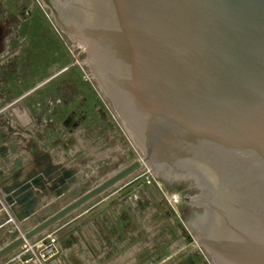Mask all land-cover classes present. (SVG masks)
I'll use <instances>...</instances> for the list:
<instances>
[{"label":"water","instance_id":"95a60500","mask_svg":"<svg viewBox=\"0 0 264 264\" xmlns=\"http://www.w3.org/2000/svg\"><path fill=\"white\" fill-rule=\"evenodd\" d=\"M39 1L211 264H264V0ZM140 166L83 188L0 259ZM55 175L72 172L33 169L6 202L30 217Z\"/></svg>","mask_w":264,"mask_h":264},{"label":"rangeland","instance_id":"374dc122","mask_svg":"<svg viewBox=\"0 0 264 264\" xmlns=\"http://www.w3.org/2000/svg\"><path fill=\"white\" fill-rule=\"evenodd\" d=\"M134 148L41 2L0 0V248L83 188L135 161ZM16 158L22 159L18 174ZM47 163L64 166L72 177L65 184L59 175L45 180L33 214L21 218L3 188ZM0 264L211 262L152 172L142 167L26 240Z\"/></svg>","mask_w":264,"mask_h":264},{"label":"bare ground","instance_id":"6f19581e","mask_svg":"<svg viewBox=\"0 0 264 264\" xmlns=\"http://www.w3.org/2000/svg\"><path fill=\"white\" fill-rule=\"evenodd\" d=\"M135 149V148H134ZM136 154H137V159L136 160H138V161H140V163H141V166L138 168V169H141L142 167L144 168V169H147V170H150L149 168H148V166H147V164L145 163V161L143 160V158L141 157V155L139 154V152L136 150ZM135 160V161H136ZM130 164V163H129ZM124 166H127V164H123L122 166H120L117 170H115L114 172H112V173H108L107 175H105V177L103 176L102 177V179L99 181V182H97L96 184H95V186L96 185H98L99 183H101V182H103L104 180H106L107 178H109V177H111L113 174H115L117 171H119V170H121ZM137 169V170H138ZM136 170V171H137ZM136 171H134V172H136ZM134 172H132L131 174H129L128 176H126L125 178H123L122 180H120L119 182H117V183H120V182H122V181H124V180H126L127 178H129L130 176H132L133 175V173ZM116 185V184H115ZM93 187H94V185H93ZM90 188H92V187H90ZM20 230V229H19ZM25 232L26 231H22V232H19V233H21L20 234V236L22 237L24 234H25ZM18 233V234H19Z\"/></svg>","mask_w":264,"mask_h":264}]
</instances>
